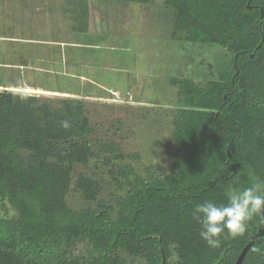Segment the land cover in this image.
Masks as SVG:
<instances>
[{"label": "trees", "instance_id": "16d2710c", "mask_svg": "<svg viewBox=\"0 0 264 264\" xmlns=\"http://www.w3.org/2000/svg\"><path fill=\"white\" fill-rule=\"evenodd\" d=\"M166 3L173 36L230 52L223 67L209 70L215 77L177 79L170 171L145 177L131 164L119 167L113 173L123 195L105 205L97 179L73 181L75 165L96 156L85 102L65 97L58 107L0 91V264H131L122 252L145 264H163V255L167 264H235L264 227L254 217L243 235L209 248L191 215L203 200L225 203L227 191L264 180V0ZM81 11L79 22L89 15ZM74 188L97 206L72 208ZM242 264H264V235Z\"/></svg>", "mask_w": 264, "mask_h": 264}, {"label": "rangeland", "instance_id": "374dc122", "mask_svg": "<svg viewBox=\"0 0 264 264\" xmlns=\"http://www.w3.org/2000/svg\"><path fill=\"white\" fill-rule=\"evenodd\" d=\"M166 1L0 0V91L58 107L65 97L85 102L96 156L75 165L73 181L80 174L97 179L105 205L123 195L113 173L119 167L131 164L145 177L170 171L177 79L215 77L209 70L230 60L219 45L173 36ZM84 9L88 18L79 22ZM110 144L119 151H102ZM67 200L74 209L99 203L75 188Z\"/></svg>", "mask_w": 264, "mask_h": 264}, {"label": "clouds", "instance_id": "9594fccd", "mask_svg": "<svg viewBox=\"0 0 264 264\" xmlns=\"http://www.w3.org/2000/svg\"><path fill=\"white\" fill-rule=\"evenodd\" d=\"M63 126L69 125L65 121ZM226 197L225 203L203 200L191 210L193 220L200 226L199 237L209 248H218L224 236L243 235L254 217L264 219V180L256 178L249 186L233 188Z\"/></svg>", "mask_w": 264, "mask_h": 264}, {"label": "water", "instance_id": "95a60500", "mask_svg": "<svg viewBox=\"0 0 264 264\" xmlns=\"http://www.w3.org/2000/svg\"><path fill=\"white\" fill-rule=\"evenodd\" d=\"M248 7L249 8H252L250 6V4H248ZM263 16H264V8L262 7L261 8V17H263ZM263 39H264V37H263ZM261 45H262V43H260L258 45V47L260 48ZM251 56L253 57L254 55L251 54ZM262 235H264V227L261 228L260 230H258V232L255 233L253 236H251L249 243L243 248V250L240 253V255H239V257H238V259H237V261H236L235 264H242V262H243V260H244V258L246 256V254L248 253V251L250 250V248L254 245V243L259 238V236H262ZM163 264H167V260H166L165 255H163Z\"/></svg>", "mask_w": 264, "mask_h": 264}, {"label": "bare ground", "instance_id": "6f19581e", "mask_svg": "<svg viewBox=\"0 0 264 264\" xmlns=\"http://www.w3.org/2000/svg\"><path fill=\"white\" fill-rule=\"evenodd\" d=\"M33 88V87H32ZM26 91V90H25ZM34 91V90H33ZM40 92V91H39Z\"/></svg>", "mask_w": 264, "mask_h": 264}]
</instances>
